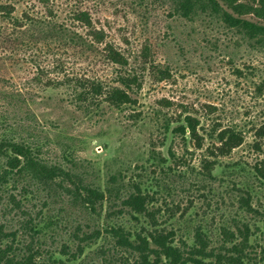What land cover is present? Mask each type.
Returning <instances> with one entry per match:
<instances>
[{
	"label": "rangeland",
	"instance_id": "1",
	"mask_svg": "<svg viewBox=\"0 0 264 264\" xmlns=\"http://www.w3.org/2000/svg\"><path fill=\"white\" fill-rule=\"evenodd\" d=\"M83 15L89 24L79 19ZM12 17L23 26L16 30L25 33L12 36ZM241 18L264 25L252 14ZM108 46L125 58L126 66L105 59L102 51ZM119 75L134 76L140 84L131 93L133 107L112 108L104 95L90 97L78 87L84 80L119 87ZM184 116L199 123L200 149L165 135V121ZM263 126L264 47L217 17L199 13L182 18L170 0H0V139H30L47 163L66 166L67 156L79 164L78 170L88 171V180L103 183L112 175L129 186L138 181L147 186L152 178L164 181L167 189L159 191L152 207L158 222L167 220L166 227L177 229L175 242L182 249L187 248L180 241L189 244L192 230L200 227L209 248L218 250L220 226L235 231L232 222L240 221L249 225L246 264H263L255 255L264 231V180L252 179L256 191L247 208L239 202L242 175L230 176L224 169L209 181L199 168L211 147L206 134L232 128L243 135V143L219 161L249 170L264 154V143L257 151L253 137ZM168 150L180 160L164 175L151 156H167ZM3 167L0 158V171ZM20 187L9 184L0 190V222L7 223V232H19L22 244H16L23 246L30 242L17 224L23 216L7 213L12 207L8 196L20 200ZM38 196L23 200L26 210L33 217L41 212L55 219L36 238L39 261L63 248V258H70L80 243L71 236L76 221L84 224L88 217L55 193ZM94 221L90 229H99L100 236L86 245L75 264H139L137 255L116 247ZM129 221L128 216L117 220L131 229ZM241 237L235 231L232 242Z\"/></svg>",
	"mask_w": 264,
	"mask_h": 264
},
{
	"label": "trees",
	"instance_id": "2",
	"mask_svg": "<svg viewBox=\"0 0 264 264\" xmlns=\"http://www.w3.org/2000/svg\"><path fill=\"white\" fill-rule=\"evenodd\" d=\"M170 1L174 5L175 13L182 18L189 19L199 13L217 17L228 28L237 29L246 38L264 47V25L241 18L246 14H252L264 22V0H222L224 7L216 0ZM5 10L4 8L1 11H4V15L10 16V12ZM79 19L89 24L86 16H80ZM22 27L20 22L12 17V36L17 31L21 34L25 33L16 30ZM96 34L98 35L94 32V35ZM102 53L111 64L119 66L127 64L125 58L110 46L104 48ZM116 84L119 87L103 88L97 80H84L78 82V87L89 91L87 96L90 97L104 95L105 102L112 108L133 107L136 103L131 97L133 87L140 88L136 78L130 75H119ZM198 125V121L194 118L184 116L182 120L165 121L164 131L167 139L179 138L183 145L191 143L194 148L200 149L204 138L198 134ZM206 137L211 147L206 148V157L200 162L199 168L203 170L201 174L203 179L215 180L220 173L224 172V169L230 173V176L242 175L244 182L238 188L239 202L240 205L250 208L249 200L256 191L251 181L256 180L261 183L264 180V154L249 170L237 162L231 165L223 164L219 158L229 156L234 149L241 146L243 135L235 129L227 128L220 131L213 130L206 134ZM253 137L254 147L260 151V146L264 143V126L258 129ZM39 148L27 138L17 139L12 135V139L5 137L0 139V158L4 160V167L0 171V190L7 188L9 184L12 188L21 185L20 200L12 195L8 196L12 207L7 210V213H11L12 210L20 212L23 217L17 222L19 231L30 238V242L19 246L18 243L16 244L20 242L17 240L19 232H7V223L0 222V264H75L86 245L100 236L99 229H90L92 220L94 221L95 218L94 222L100 224L104 232L111 236L115 246L137 255L140 259L139 264H246L245 248L248 245L247 233L249 232L247 223L232 222L234 230L242 236V240L238 243L232 242L235 231L230 227L220 226L219 231L223 241L222 248L218 250L209 248L210 240L206 233L200 227H195L189 244L180 241L183 247L187 248L182 249L175 242L177 229L166 227L167 220L164 223L158 222V211L152 207L155 197L164 187L162 184H165L164 181L152 178L147 186H143L142 181L133 182L129 186L123 182L119 184L112 175H109L103 183L98 180H88L86 177L88 171L84 167L81 171L78 170L79 164L75 160L64 157L66 166L47 163L39 156ZM151 159L153 165L164 175H168L171 165H176L180 160L178 155L176 156L170 150L167 156L154 154ZM164 188V190L167 189V187ZM42 192L49 197L55 193L62 203L78 209L81 216L88 217L87 223L81 224L80 220L76 221L71 236L79 239L84 245L79 243L77 251L71 254L70 258H63L67 255L63 248L59 254L50 253L39 261V250L33 248L37 242L36 238L38 237L39 241V238L53 227L55 219L41 216V212L33 217L26 210L23 200L26 202H30L29 199L38 200V195ZM47 205L45 201L43 206ZM124 216L129 217L131 229L117 222L118 218ZM84 229L90 232H85ZM261 239L262 243L255 257L264 264V231L261 232Z\"/></svg>",
	"mask_w": 264,
	"mask_h": 264
}]
</instances>
